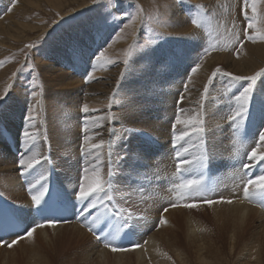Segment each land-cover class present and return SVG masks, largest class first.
<instances>
[{"label": "rangeland", "instance_id": "1", "mask_svg": "<svg viewBox=\"0 0 264 264\" xmlns=\"http://www.w3.org/2000/svg\"><path fill=\"white\" fill-rule=\"evenodd\" d=\"M81 1L82 0H80V2ZM175 1H176V4L178 5V8H177V10H175V9L172 10L174 13L172 20L174 21V19L176 18V14L180 12L182 15L186 16L185 22L187 24L189 23L190 24L189 26L192 27L193 25L190 23V19H191L192 15L197 11V9L193 7L194 4L192 3V0H183L182 3H177V0H175ZM195 1H198V0H195ZM201 1L202 0H199L198 2H195V4L197 6H203V8L205 10L204 15L207 17V19L210 17V19L212 21L215 20V19H212V16H211V14H213L212 11L218 9L221 5L223 7H225V1L227 3H229L228 6H226L227 10L230 7L231 1H232L234 6L236 5L234 7V10H233V20H232V22L235 21L236 27L233 28L232 30H235V31L240 33L241 39L244 41L243 48L240 49V48H238L237 45H235L233 43H225V45L227 46L226 51H221L218 49L215 51H212V53L210 55H208L202 61L201 67H200L199 71L196 73V76L192 75L191 83H188V81H187V77L189 75H191V73L189 72V70H190L189 68L192 65L191 62L185 63L184 59H182L175 65V67H174L175 70L173 68H172L173 70L172 69L168 70V74H169L168 76H170V82H171V77L175 76V75L178 76L179 73H180L181 79L180 78L177 79V83L174 81L171 82V83H176L177 87L179 86L178 89L172 88L170 85H168V82H166V81H165V85L161 88L163 91V92H161L162 94L163 93L167 94L166 92L169 93V90L171 89V92L174 95L173 99H174L175 104L174 103L173 104L175 106H172L173 108L171 107L170 111L166 110L164 107H161L163 105L162 100L159 101V99H158L155 103V104H157V105H155L156 107L153 106V108H152V111L154 110V112L156 113V116L153 114V112H151V114L149 116L150 119L153 117V119L155 121H157L158 123H160V122L165 123L166 122L167 125L168 124L170 125L169 132L168 133L166 132L165 136L163 134V136L159 137L156 134H154L148 128H146V129L145 128H143V129L135 128L132 124L134 119H131V121L129 123L130 128L127 127L128 125L126 123L122 122L124 119V116L126 114L122 117L120 116L122 114L121 112L125 108L121 106L122 103L120 104L119 108L117 107L119 105V102H120L118 94L121 92V90L124 89V86H126V85H128L130 87L127 92H132L136 87V81L134 79L131 82H127V78H128V75H129L131 68L128 66L126 67L123 63L124 59L126 58L125 53H124L123 57L121 55V58H119V57L116 58V57H114L113 54L110 53V49L114 45L119 44L121 41L126 42L127 45L125 47V52H127L130 47L133 49V54H132L131 58H129V64L128 65L131 64V61H133V59L135 57H138L139 54H142L144 52H151V51H154L155 49L159 50L162 47H164L166 49L168 48V51L172 50L168 45V41L179 42V41H176V39L179 38L177 36L182 35L179 33H173L176 36L171 35V34H170L171 36H169L168 32H170V31L167 30V28H170L173 25V23H169L167 15L165 17L164 14L167 12V8H169L171 10L172 1H168V0H126L125 6L113 7L115 0H100L99 3H96V4L91 3L90 5L82 8V9H79V10L74 9L77 7L76 5L72 6L71 8H73L74 11H72L67 16H63L64 18H61L62 15L57 12V10L52 6V4L49 2V0H16V7L11 12L6 11V9L10 6L11 0H0V14H1L0 20L1 21L6 19V17L13 12L14 13L23 12L25 8H27L30 12H34V10L41 9L44 12L43 14L35 16L31 20H25L24 23L26 25H33L36 20H39V21L43 22L41 25H48V27L46 28L47 29L46 33L37 42L29 43V44H34L35 47L28 48V47H26V45H29V44H22L21 43L19 45L17 44L14 48L9 49L8 51L0 50V58L5 57L3 60L0 61V62H2V63H0V71L2 69L6 68L7 66L11 65L12 63H14L15 67H17V73L14 74L12 77H15V75L18 78L20 77L19 79L21 80V82H20L21 84L19 85V87H20L21 91L22 92L24 91L25 93H27L25 90L27 89V86L29 84L31 76L36 75V77L38 78L37 79L38 82L41 83L45 89L44 93H45V91L50 92L53 96H55V98H57L59 101H61V104H60V111L61 112L73 111L76 113L77 116L73 120H74V124L77 123V125L79 124V127H80L78 137L76 135V138L79 140L80 143L82 142V131H81L82 124L81 123H82L84 114L82 111L80 112L81 114L79 117V122H80L79 123L78 122V110H79L80 106L85 104V102H84V100H80L78 98V96L75 94V93H77L78 88L77 89L71 88V87H68L67 85H65L64 84V78L65 77L67 78V76H69V74L71 76L73 75V77L77 76L76 75V68L80 70L81 76H84L87 71H92L89 73H94L93 67L95 69L97 62H95L93 60L95 62L94 63L92 60H90V58L93 57L94 54L98 53V51H100L101 49H106V55L111 61L115 60V61H113L112 64L108 63V65H109L108 73L116 70L118 72V76H117V80H116L117 86H115L116 88L111 93L112 96L109 97L107 107L105 104H102L98 101H93V102L87 103L89 106H91L92 109H99L98 112H92L91 114H88L90 117L93 118L89 124V128H90L89 134L91 135V134L99 131V130L95 131V129L93 130L94 126L92 127V125L95 123L98 125L97 122H99V120L96 117L101 115V117H100L101 121L105 120L103 123L105 125L106 124L107 125H106L105 130H104L105 132L104 131H100V132H104L105 135L103 133L101 136L97 135L96 138H98V140L93 141V142H99L100 139L101 140L104 139V141H105V139L108 138V139H106L105 142L110 141L112 144V160H113L114 165L116 162L117 154H121V155H124L125 153L128 154V159L125 161H120V166H117L115 169L116 171H118L120 173L119 175H117L116 181H115V194H116V200L118 203L122 204L125 207L130 208L136 214L137 217H141V219L138 220L139 223L145 217V216H143V214L141 212H139V210H140L139 207L144 206L146 204H144L142 202L141 198L138 196L139 195L138 193H140V195L143 197L145 194H142L139 191L142 188V185H139V187H136L132 184V181H133V179H136L138 177H143V175H145V174H149L150 170L148 169V167L153 168L154 166H156V167L160 168L159 162H160L162 156L163 155L165 156V154L162 153V151H161L160 153H158L159 155L157 157L154 153H152V155H147L146 160L143 163L132 161L131 154L134 153L138 149L144 148V142H143V139L141 137V134L146 133L151 137L153 136L159 140L162 139L161 140L162 142H166V141L170 140V134L169 133H172L171 126H172L173 116L180 109H183L184 113L186 114L187 113L186 107L191 101L189 99V103L185 104V100L188 101L189 95L187 93L188 91L187 92L184 91V85L187 83V88L188 89L191 88L190 85L194 84L195 77H199L202 75L201 72L203 71V67L206 63L209 62L210 58L215 57L217 54H220L219 60L217 62L213 63V67L215 68V70L217 68H219V69H221L222 72H229V73H232L233 75L246 76L245 75L246 73H242L241 71H245V69H247L249 67V63L247 61H245V60H247V59H245L246 58V52L249 51V46L247 44H255V43H252L251 41H247L244 39V29L246 27V24H245V21L243 19V16L240 14V0H203L202 2ZM161 2H165L166 4L162 7L160 4ZM133 5L139 6L142 9V12L140 13V18L136 24L138 27L137 29H139V30H138V32L135 33V26H136L135 25L134 28L125 29L123 33H120L119 29H120L121 25L125 22L126 18L120 17L119 13L122 11H125L126 8H128V9L132 8ZM102 8H107L106 14L109 16V24L111 27L110 26L106 27L103 30V32L101 33V35L97 36V34L95 32V23H96L97 17L100 15V10ZM183 10H184V12H183ZM50 11L55 13V17L50 22H47L48 18L46 16V14H49ZM257 12H258V16L261 20V24L264 25V4H259V3L257 4ZM113 14H116V16H117V18L115 20L112 19ZM249 15H251L250 5H249ZM224 22L225 21H223V23ZM232 22L230 23L229 28H231ZM207 23L208 22L206 21V24ZM206 26L201 28V29H197L194 26L193 27L195 29L199 30V33H201V32L204 33ZM208 26H210V25L208 24ZM216 26L217 25L214 21V23H213L214 30L217 27L219 30L220 25L217 27ZM222 29H224V28L222 27ZM64 33H68V34H67L66 38L62 39L63 41L68 42L70 40L69 43L71 45H73V44L79 43L78 40L81 38L80 41H82V43L84 45H86V47L91 49V51L85 56L86 59L88 58L87 63L89 65L87 63L85 65H81L80 63H78L76 61V63H75L76 67H74L73 63L68 62V61H70V59H69L65 63V65L63 67H61V68H63V70L58 72L59 75L54 76L50 80L43 82V79L40 77V75L37 73V70H36V66H35L36 62H37L36 59H37V57L38 58L41 57V54L43 53V51L45 50V48L47 47V44L49 42L54 40L55 37L61 36ZM133 33L135 34L134 36H132ZM251 34L256 35V33H254V32H252ZM189 36L190 35H188V34L183 36V38H185L183 40V45H184L185 40L188 39ZM35 38H36V36H32L30 38V40H33ZM101 39H103V41ZM127 41H128V43H127ZM204 42H205V38H204L202 43L200 42V45H196V44L192 45L193 47L196 46V48L198 49V51H197L198 53L196 55L197 58L195 60V63L197 62V60L199 59V57L203 53L202 51L204 50V48H202V47H203ZM210 42L211 41L208 42L209 43V44H207L208 46L211 45ZM90 43H92V44H90ZM257 43H259V42H257ZM260 43H264V42H260ZM108 44H111V47H108ZM219 44H220V42H219ZM224 54H227L226 58H225ZM162 58L163 57H161V59ZM227 60L233 61V64L231 67L227 66V64H226ZM181 63H184V64H181ZM49 64L55 65L57 67V69L59 68L57 63H55V62H51ZM33 66H35V70H36L35 73H33V71H32ZM157 66L159 67V64ZM220 66H223V67L220 68ZM83 67H86L87 71H83L82 70ZM74 68H75V70H73ZM120 68H121V70H119ZM180 70H182L183 73ZM215 70H213L210 74L206 75V77L203 80L204 82L202 81L203 84L201 83V85H200V86H202V85L203 86L202 87L199 86L200 88H198V90L201 89V96H202L204 87L206 85H208V80L212 76V73ZM262 70H264V68ZM130 73H132L133 75L135 74L134 70H131ZM186 73L187 74L190 73V74L187 75ZM121 74H123V79H121ZM157 74L159 77H162L161 72L158 71ZM185 75H187V76H185ZM149 78H151V76H149ZM79 79H81V80L84 79L83 81H84L85 86L90 85V83L85 79V77L79 78ZM262 79H263V77H261V79L257 81L258 86H260ZM91 82H94L93 79ZM25 84H27V85H25ZM229 84L233 85V88H232L233 92L231 94V95H233L235 92L238 91V86H236V82L230 81L229 78L218 74L213 79L212 84L209 86V93H208L207 100L203 102L204 108H205L204 112L206 113V127L208 129L207 133H209L210 129H212L211 124L209 123L208 116L213 114V113L207 112V111L213 110L212 104L217 103V106L214 105V106H216L215 111L218 110L220 115L217 114L216 115L217 118H215L214 114L211 115L213 117V119H215V120L217 119V124L213 125L214 130H213V133H209L211 135L209 137L211 138L212 141L215 140V143H217L221 149L224 148L226 130L229 131V127H230V125L226 123L227 119H226V122H224L225 117L228 115L227 110H229V107H230V105H228V101H229L230 96L227 93ZM23 86H24V88H22ZM74 90H75V92L73 93ZM37 91H39V89H37ZM210 92H213L214 94L210 93ZM113 93H117V96L115 98V102H113ZM74 94H75V97H74ZM44 95L45 94H43V102L45 99ZM83 96L85 97V95H83ZM181 96L184 97L183 103L178 102L180 100ZM201 96H199V98H197V99H201ZM24 97H25V99H27L26 104H28V97H26V96H24ZM146 97L149 98L150 97L149 94H147ZM162 97H163V95H162ZM214 100H216V101H214ZM2 101L3 100H0V104ZM121 102H122V99H121ZM110 103L112 105L111 109H109ZM197 107H198V103L193 104L191 106L192 109H196ZM26 108H27V105H26ZM159 111H161L160 112L161 115H160ZM47 112L48 113L50 112L49 118L50 117L52 118V116H50V114L53 113V109H51V108L49 109L43 103L42 107L38 109V113L42 114L44 118L38 117L37 127L39 129L40 136H41V145H40L41 154L42 155H50L51 161H50V163L49 162H42V164L38 165L37 169L33 170V171H34L35 175H39L40 173L46 174L49 177V183L55 182L56 186L59 187L58 179H61L63 181H67V179L70 178L69 173L75 174V177H77L79 175L80 169L82 167V155L80 154L81 153V151H80L81 150V144L79 146V154L80 155H77V148H75V150H73L71 152L72 156H69L67 151L65 150L67 157L64 158L63 154H62L64 152V150L61 149L60 147H57V145L55 143L56 142L55 138L53 136L52 137L50 136V132H49L48 128L51 125V123H50L51 118L49 119L48 117H46ZM169 112H171L170 113V115H172L171 117L167 116ZM163 113L167 114L164 118H162ZM157 114H158V116H157ZM159 115L161 116V118H158ZM111 116H115L116 119H114V120L109 119V117H111ZM125 119H127V118H125ZM218 122L221 123V124H219V126L220 125L225 126L226 130L224 127V129H220L219 132H216V130L218 129L216 127H219ZM178 128H179L178 131L182 130V126H180V127L178 126ZM43 129L47 130V134H48L47 136H48L49 142L51 144L50 150L47 148L46 144L42 140L43 136L45 135V131ZM127 129H131L132 132L131 133L127 132L126 131ZM92 131H93V133H92ZM19 132H21V129ZM222 133L224 136H221ZM70 134L71 133H69V135ZM167 134H169V135H167ZM166 135H167V137H166ZM121 137H126L127 143H125ZM67 144H68V142H67ZM18 148H20V147H18ZM54 150H56V152H54ZM102 151L104 153L103 159L105 160L103 173L105 175V178L107 179L108 178V176H107L108 172L110 170H113V169L110 168L108 163H107L108 151H109L108 147L106 146L105 149H103ZM12 154L17 159V155H15L14 153H12ZM2 156H4V152L1 150L0 151V157H2ZM152 157H153V159H152ZM15 165H16V169L18 172V183L20 182V187L22 189H24V191L26 192L27 191L26 189L28 188V180L26 177H23L19 174V169L17 168L16 161H15ZM142 165H143V167L141 168ZM137 166H138V170L140 171L141 174L138 175L135 172H133L132 175H129L128 173L131 172L132 169L134 167L136 168ZM10 169H11L10 165L8 167L2 168L3 172L0 171V179H7L9 177L8 173H10ZM64 173H67V175L64 176ZM35 175L34 176L30 175L27 177L29 180H32L35 178ZM118 178L120 180L123 179L121 181V183H123V181L125 180L122 189H120L121 186L119 185L120 183H118V180H119ZM56 186L52 185L53 188H56ZM49 187H51L50 184H49ZM6 192L10 193V190L7 187L3 186L2 194L4 195V197L2 195H0V205L12 204L15 206H24L26 208L33 209L34 206L29 203L31 201V196L28 192L25 193V196H18L15 200H9L8 196L6 195ZM134 193L135 194L137 193V195H135ZM236 201H238V202L241 201L242 205H243V203L247 204L241 198L235 199V202L233 204H235ZM153 202H154V204H153ZM153 202H152V204L151 203L150 204L153 205L154 209H155V207L157 208V209H155V214L157 215L158 212L162 213L163 207L161 206L162 208L160 209V205L158 204V202L157 201H153ZM155 204H157V206ZM223 205H229V204H223ZM215 206H219L220 208H222V204H216V205H213L212 207H208V206L203 205L202 207H200L198 209H181V208L173 209V210H183L181 214H177L176 216L173 215V217L171 218V223L169 225V228L171 231H173V233L171 234L170 232H167L163 236L157 237V241L163 240L171 248L173 246H175L173 248V251L170 250L171 254L169 256V261H172L173 264H185V263L186 264H264V219H261L258 216L253 215L248 220H246L242 225H236L233 228H231V225H230V223H232L231 217L229 215H227L226 213H225L226 214L225 216L223 213H215V211H214ZM158 209H159V211L157 212ZM101 211H103V209H101ZM226 212H227V210H226ZM220 214H223V215H220ZM16 215L21 218V220L18 222L22 223V225H28V224H32L34 222L32 214L30 215L27 212L17 213ZM22 217H23V219H26V221H24L22 219ZM67 224H69V223H67ZM70 224H73V225L78 226V227L80 226V227L84 228L85 230L87 229V227L83 226L81 222L72 221ZM58 225H56V226L60 227ZM163 226L164 225L160 226L157 230H155V227H157V225H153V229H152L150 234H152L155 230V233H154V235H155L156 232L159 231V229L162 230ZM192 226H197L198 229L197 230L191 229ZM199 226H200V228H199ZM38 229H41V228H38ZM21 230H22V228H21ZM191 231H197V236L193 237L191 234ZM86 232L88 233V230H86ZM48 233L51 234V231L49 230ZM150 234H149V230H148V233H142L141 239H140L141 243H144V241H145L144 236L150 235ZM0 236H2L4 239H10V237L12 235H7V231L5 230V233L3 232L2 235H0ZM35 236L36 235H33L34 238H35ZM231 236H235L234 241H231ZM169 237H172V239H173L172 243H167L169 240ZM92 238H94V237H92ZM33 239H31V241H33ZM11 240H13V239H11ZM140 241H139V243H140ZM247 244H249V248L251 249V252L246 251L243 254L242 258H247L249 256V260H248L249 262H247L246 260H240L239 259V254L243 250L244 246ZM0 247H2L5 251H7L6 253H4V252L0 253L2 258L5 259V261L0 259V264H44L45 262H46V264H48L46 259L42 256V253H35V254L33 253V254L28 255L29 251H23L24 249H23V247H21V241L19 242V244L15 245L12 248H9L7 246V244H5L4 242H3V246H0ZM174 249H177V252H180V254L182 255V257L180 258L179 261L176 260V257H175L176 251L174 252ZM64 252H65L64 246H60L56 250V253H59V254H62ZM132 252L138 254V252H136V250H134ZM84 257H85V254L81 256V260H80L79 264H82L85 261ZM93 257L94 256H92L90 259L86 260V261H90L89 263L87 262V264H96V263H93V261L96 262V261H98V259H96L94 257V260H93L92 259ZM163 258H166V257H163ZM49 259L51 261H53L52 256L51 257L49 256ZM152 259H155V256L154 255H148L146 257V259L143 260L144 264H154L152 262ZM6 260H7V263H6ZM111 263L113 264V262H111ZM128 264H140V263L137 259L131 258L130 261H128Z\"/></svg>", "mask_w": 264, "mask_h": 264}, {"label": "snow or ice", "instance_id": "2", "mask_svg": "<svg viewBox=\"0 0 264 264\" xmlns=\"http://www.w3.org/2000/svg\"><path fill=\"white\" fill-rule=\"evenodd\" d=\"M100 0H93V3H99ZM183 0H177V3H182ZM264 4V0H240V14L243 16L246 27L244 29V39L252 43L264 42V25L257 12V4ZM126 0H115L113 7L125 6ZM249 5L251 7V15H249ZM16 7V0H11L10 6L6 9L11 12ZM197 11L192 15L190 23L197 29L205 27L207 17L204 15L203 6H193ZM142 9L139 6L133 5L132 8H126L125 11L119 13L120 17L126 18L121 25L119 32L123 33L125 29L134 28L140 18ZM107 8L100 10V15L95 23V32L97 36L101 35L103 30L110 26L109 16L106 14ZM117 18L116 14L112 15V19ZM232 28L236 27L235 21L232 22ZM254 32L256 35H252ZM212 35L211 30L208 32ZM231 43L243 48L244 41L241 39L240 33L232 34ZM28 48L35 47L34 44L26 45ZM111 47V44H108ZM217 50V43L212 42L210 46L204 47L202 55L199 57L195 66L191 67V75L187 77L188 83H191L192 75H195L202 61ZM70 57L73 64L79 61L83 56V50L78 44H73L69 49ZM133 54V49L130 47L125 52L124 65L127 67L129 58ZM183 50L174 49L162 53V60L159 64L158 71L166 72L175 67V65L184 57ZM95 62L113 63L107 55L106 49H101L91 58ZM2 63V62H0ZM93 67V71H94ZM35 73V66L32 67ZM222 75L229 78L230 81L236 82L238 91L229 97V112L225 117L230 125V131L233 135V143L238 145L241 138L248 141V148L243 155L238 157V167L234 172V187L231 197H224L219 194V189L210 187L206 182V176L209 167L210 155L207 149L208 136L206 127V113L204 112V101L208 98L209 86L217 75ZM264 77V70L252 76L233 75L229 72H222L217 68L208 80V85L203 89L201 100L198 101V107L193 109L191 114L186 115L183 109H180L173 117L172 131V158L175 165L173 177L176 179L172 184V188L176 190L177 197L175 200L169 201L167 206L163 208L161 219L157 224V228L166 225L168 221L163 218V213H166L169 208H185L198 209L203 205L212 207L216 204H233L235 199L254 203L257 206L264 208V80H261L260 86L257 81ZM93 79L92 73L86 76V80L91 82ZM123 79V74H121ZM233 85L229 84L228 90L232 92ZM39 89V91H37ZM184 91L187 92V83L184 85ZM28 104L24 113L23 127L19 138L20 151L16 160L19 174L23 177L35 175L33 170L37 169L42 162L51 161L50 155L41 154V136L37 127L38 108L43 104L44 87L38 82L36 75H32L26 89ZM7 95V91L5 92ZM117 93H113V102ZM184 97L181 96L179 103H183ZM0 100H4V96H0ZM6 103V101H5ZM111 103L109 109H111ZM124 108H134V105L125 100L121 104ZM3 108V105H0ZM83 112L82 120V142L81 155L82 167L75 182H71V191L69 188L60 185L50 191L49 177L40 173L35 175V178L28 181L27 191L31 196L32 205L35 206V212L42 219L32 224L22 225L16 223L13 225L12 220L20 221L21 218L17 213L27 212L33 214V210L24 206H15L12 204L0 205V231L6 227L22 228L20 231L10 232V235H15V239L7 244L9 248L19 244L21 240L33 239V234L38 228L46 226L55 227L58 222L71 223L70 219L63 216L57 217L59 211L58 205H62L65 210L71 209L77 222H81L87 230L92 233L96 241L102 244L103 248L109 249L113 253L131 252L136 249L144 248L147 243L136 242L132 239L135 235L138 222L141 217L128 207L119 204L113 196L115 179L120 173L116 171V167L120 166V161L128 159V154H117L115 165L112 160V144L100 140L93 142L100 133H90L89 124L93 119L88 114L90 112H98L99 109H91L88 104H83L81 107ZM130 117V113H128ZM109 119H116L115 116ZM103 127V124H98ZM178 126H182V130L178 131ZM131 133V129H127ZM144 141V148L136 150L131 154V159L134 162L143 163L146 160L148 151L155 145L156 141L153 137L146 133L141 134ZM127 143L126 137H121ZM47 148L50 150L51 144L45 129V135L42 138ZM108 147L107 163L110 170L105 178L103 168L105 160L103 159V149ZM196 149V152L192 150ZM123 151V150H122ZM239 147L236 152L239 154ZM135 172L139 174L138 168H133L129 175ZM235 198V199H234ZM126 203V202H125ZM96 209V214H92V210ZM100 209H103L101 212ZM103 222V227L101 223ZM123 234L124 240L120 237ZM0 246H3V237L0 236Z\"/></svg>", "mask_w": 264, "mask_h": 264}, {"label": "bare ground", "instance_id": "3", "mask_svg": "<svg viewBox=\"0 0 264 264\" xmlns=\"http://www.w3.org/2000/svg\"><path fill=\"white\" fill-rule=\"evenodd\" d=\"M168 1H172V4H171L172 8H171V10L169 8H167V12L164 14V16L166 17V15H167L168 22L173 23V25L170 28H167V30L171 32V33L168 32L169 36L175 35L173 33L182 34L181 36H177L179 38L176 39V41H179V42L168 41V45L172 50L180 49V50L184 51L185 55L182 59H184L185 63H187V62L192 63V65L189 68L190 70H191V67L195 66V60L197 58L196 55L198 53L197 52L198 49L196 48V46L193 47L192 45L193 44L200 45V42L202 43L204 38H205V42H204L202 48L208 46L207 45V44H209L208 42L211 41L210 44L212 42L217 43V49L218 50L226 51L227 46L225 45V43H231L232 34L237 32L235 30H232L233 29L232 27L229 28L230 23L233 20V10H234V7L236 6V5L235 6L233 5L232 1H231L230 7L228 10L226 9V6H228L229 3H227L225 1V7H223L221 5L218 9L212 11L213 14H211V16H212V19H215V20L212 21L210 19V17L206 20L208 23L207 24L205 23L207 26L205 25L206 28L204 30V33L203 32L199 33V30L195 29L193 26L192 27L189 26L190 24L189 23L187 24L185 22L186 16L182 15L180 12H179L180 14L179 13L176 14V18L173 21L172 18L174 16V13L172 10L173 9L177 10L178 5L176 4L175 0H168ZM194 1L192 0V3L194 4V6H197L195 4V2H198L199 0L195 1V2ZM49 2L57 10V12L62 15L61 18H64L63 16L69 15L72 11H74V9L79 10V9H82V8L90 5L91 3L93 4V0H82L81 2H80V0H49ZM160 4L163 7L166 3L161 2ZM75 5L77 6L76 8H74V9L71 8L72 6H75ZM183 12H184V10H183ZM43 13L44 12L41 9L34 10V12H30L27 8H25L23 12H17V13L13 12L10 15H8L6 17V19H4L2 21L0 20V50L8 51L9 49L14 48L17 44L19 45L21 43L22 44H29L32 42L33 43L37 42L46 33V30H47L46 28L48 27V25H41L43 22L39 21V20H36L33 25H26L24 23V21L25 20H31L35 16H38V15L43 14ZM0 16H1V14H0ZM46 16L48 18L47 22H50L51 20L54 19L55 13L50 11L49 14H46ZM214 21H215L217 26L220 25L219 30H218L217 26H216L217 30L216 29L214 30V27H213ZM223 21H225V22L223 23ZM208 24L210 26H208ZM222 27L224 29H222ZM137 28L138 27L136 25L135 26V33L138 32V30H139ZM209 30H211V32H212L211 36H209V34H208ZM67 34L68 33H64L61 36L55 37L54 40H52L51 42H49L47 44V47L45 48V50L41 54V57L40 58L37 57V59H36L37 62H36L35 66H36L37 73L43 79V82L48 81L51 78H53L54 76L59 75L58 72L63 70V68H61V67H63L69 59H70V61H68V62L73 63V61L70 57V53H69V49L72 46L69 43L70 40L68 42L62 40L64 38H66ZM186 34H188L190 36L188 37V39L185 40L184 45H183V40L185 39V38H183V36ZM134 35L135 34L133 33L132 36H134ZM32 36H36V38L33 40H30V38ZM80 40H81V38L78 40L79 43H77V44L83 50V55H84L83 57L84 58L82 57L77 62L80 63L81 65H85L87 63V60H88V58L86 59L85 56L91 51V49L86 47V45H84L82 43V41H80ZM101 40L103 41V39H101ZM219 42H220V44H219ZM127 43H128V41H127ZM90 44H92V43H90ZM126 45H127L126 42L121 41L119 44L114 45L110 49V53L113 54L114 57H116V58L117 57L121 58V55L123 57V55L125 53ZM247 45L249 46V51L246 52V58L245 59H247V60H245V61H247L249 63V67L247 69H245V71H241V72L246 73L245 74L246 76H251V75H254V74L260 72L264 68V43L259 42V43L247 44ZM164 51L167 52L168 48L166 49V48L162 47L159 50L155 49L154 51H151V52H144L142 54H139L138 57H135L133 59V61H131V64L128 65V67L131 68L130 72H131V70H134L135 74L133 75L132 73L129 72L127 82H131L135 79L136 87L132 92H127L130 87L128 85L124 86V89L121 90V92L118 94L120 102H119V105L117 106L119 108L120 104L122 102H124L125 100L130 101L134 105V108H131V109L125 108L121 112L122 113L120 115L121 117L126 114L124 116V119L122 122L126 123L128 125L127 127H129L130 126L129 123H130L131 119H134L132 124L135 128H138V129L148 128L154 134H156L159 137L163 136V134L165 136V133L169 132L170 125L169 124L167 125L166 122L165 123L164 122L158 123L157 121H155L153 119V117L150 119L149 116H150L151 112H153V114L156 116V113L154 112V110L152 111V108H153V106L157 105L155 103L158 99H159V101L162 100L163 105L161 107H164L166 110L170 111V108L172 106H175L174 105L175 104L174 99H173L174 95L171 92V89L169 90V93L166 92L167 94H165V93L162 94L161 92H163V91L161 88L165 85V81H166V82H168V85H170L172 88L178 89L179 86L177 87L176 83H177V79L180 78V73L178 74V76L177 75L172 76L171 82L174 81L176 83H171L170 82V76H168L169 75L168 71L161 72L162 77L158 76V74H157L158 66L157 65L160 64V62L162 60L161 59L162 53H164ZM224 56L226 58L227 54H224ZM219 57H220V54H217L215 57L210 58L209 62L204 65L203 71L201 70L202 71L201 76L195 77L196 76V74H195L194 84L190 85L191 88H189L188 92H187L189 95L188 101L185 100V104L189 103V99L191 100L190 103L186 107V111H187L186 114L187 115L191 114V112L193 110L191 108V106L193 104H196L198 101L201 100V99H197V98H199V96H201V89L198 90V88L203 86V85L202 86H200V85H201L202 81L204 80V78L206 77V75L210 74L213 70H215V68L213 67V63L217 62L219 60ZM4 58L5 57L0 58V61L3 60ZM91 58H90V60H92ZM113 61H115V60H113ZM51 62L57 63L59 68L57 69V67L55 65L49 64ZM75 63H74V67H76ZM181 64H184V63H181ZM226 64H227V66L231 67L233 64V61L227 60ZM221 67H223V66H220V68ZM108 69H109L108 63H104V62L97 63V65L95 67L96 71L94 70V73H92L94 82H89L90 85L85 86L84 81H83L84 79L81 80L79 78L85 77V79H86V76L89 74V72H92V71H87L86 67H83L82 70L87 71V72L84 76H81L80 70L76 68V75L77 76L73 77V75L71 76L68 73L69 76H67V78L66 77L64 78V84L67 85L68 87H71V88H76V89L78 88V91L75 94L78 96V98L80 100H84V102L86 104L89 102L98 101L102 104H105L107 107L109 97L112 96L111 93L116 88L115 86H117L116 80H117V76H118V72L116 70L108 73ZM73 70H75V68ZM119 70H121V68ZM190 70H189V72L191 73ZM180 71H182V70H180ZM16 73H17V67H15L14 63H12L11 65L7 66L6 68H4L0 71V96H4V100L0 104V105H3V108H0V151L2 150L4 152V156L0 157V171L3 172L2 168L8 167L9 165L11 166L10 173H8L9 177L7 179H0V195H2L4 197V195L2 194V188H3V186L7 187L10 190V193L6 192V195L8 196L9 200H15L18 196H25V193L28 192V191L25 192L24 189H22L20 187V182L18 183V172H17L16 165H15V161L17 159L11 153L12 152L11 150L15 147H16L15 151L17 150L18 153L20 151V148H18V147H20L19 138H20L21 132H19V131L23 127L24 113H25L26 105H27L26 104L27 99H25V97H24V96L27 97V93H25L24 91L22 92L20 87H19V85L21 84L20 83L21 80L19 79L20 77L18 78V77H16V75H15V77H12ZM182 73H183V71H182ZM190 73H188V74H190ZM187 75H185V76H187ZM149 76H151V78H149ZM262 80H264V77ZM25 85H27V84H25ZM22 88H24V86ZM75 90L73 91V93L75 92ZM6 91H7V95H5ZM228 93L230 94L231 92H229V90H228ZM44 94H45L44 95L45 99H44L43 103L49 109L50 108L53 109V113L50 114V116H52V118L50 117L51 118V122H50L51 125L48 128L49 132H50V136L51 137L53 136L55 138V140H56L55 143H56L57 147H60L61 149L64 150V152L62 153L64 158L67 157L66 151H67L69 156H72L71 152L73 150H75V148H77V155H80L81 153L79 154V146L81 143L76 138V135H77V137L79 135V128L80 127H79V124L78 125H77V123L74 124V120H73L77 116L76 113L73 111L61 112L60 111L61 101H59L57 98H55V96H53L50 92L45 91ZM75 94H74V97H75ZM147 94H149V96H150L149 98L146 97ZM83 95H85V97ZM162 95H163V97H162ZM121 99H122V102H121ZM5 101H6V103H5ZM214 101H216V100H214ZM212 105H213V107H212L213 110L207 111V112L213 113L215 118H217L216 115L219 114L218 110L215 111L217 103L212 104ZM214 105H216V106H214ZM228 105H229V103H228ZM81 107L82 106H80L79 110H78V122H79V117L81 114L80 113ZM89 107L91 108V106H89ZM160 112L161 111H159V113ZM49 113L48 112L46 113V117H48V118H49ZM91 113L92 112H90L89 114H91ZM128 113L131 114L130 117H129ZM170 113L171 112H169L168 115L166 113H163L162 118H164L166 115L168 117L169 116L171 117L172 115H170ZM213 114H211V115H213ZM160 115H161V113H160ZM160 115L158 118H161ZM211 115H209L208 118H209V123L211 124V128H212V129H210V132L213 133V130H214L213 125L217 124V119L216 120L213 119V117ZM157 116H158V114H157ZM38 117L44 118L43 115L40 113H39ZM100 117H101V115L96 117L99 120V122H97V123L103 124V127H99L96 123L92 125V127L94 126L93 130L94 129H95V131L99 130L98 132H96V133H100L99 136H101L102 133L104 134V132H105L104 130H105V127L107 125V124L105 125L103 123L105 120L101 121ZM125 118H127V119H125ZM224 122H226V119L224 120ZM219 124H221V123L218 122V126H219ZM223 127H225V126H223ZM216 128H218V127H216ZM225 129H226V127H225ZM43 130L45 131V129H43ZM100 131H104V132H100ZM69 133H71V134L69 135ZM92 133H93V131H92ZM169 134H167V135H169ZM167 135H166V137H167ZM221 136H224L223 133ZM106 139H108V138H106ZM106 139H105V141H106ZM97 140H98V138H96L94 141H97ZM67 142H68V144H67ZM54 152H56V150H54ZM17 158H18V155H17ZM69 174H70V176H69L70 178L67 179V181H63L61 179H58V184H59V186L63 185L64 187L69 188V190L71 191V189H70L71 188V182H75L77 177H75V174H71V173H69ZM66 175H67V173H64V176H66ZM122 180H120V179L118 180V183H120L119 185L121 186L120 189H122L123 184L125 182V180H124L123 183H121ZM137 193L136 194L134 193V194L137 195ZM138 194H140V193H138ZM29 203L32 204V201H30ZM151 204L148 203L144 206L139 207L140 208L139 212H141L143 214V216H145L144 219L140 223L137 222L136 220H134V223H138V225L142 226V229L144 230L143 233H148V230H149V234H150L152 229H153V225H157V223L159 222V220L161 218V212H158L159 209L157 210L158 214L156 215L155 209H157V208L155 207V209H154L153 205H151ZM153 204H154V202H153ZM155 205L157 206V204H155ZM161 208L162 207H160V209ZM226 210H227V212H226ZM100 211H101V209H100ZM182 211L183 210L171 209L163 215V218L168 221V224L164 225L162 227V230L159 229V231L156 232L155 235H154V233H155V230H154V232L152 234L144 236V240L147 243L144 245V248L136 249V252H138L139 255L132 252V251L131 252H122V253H113L109 249L103 248L102 244H100L98 241H96V239L92 238L86 232V230L84 228H82L80 226L79 227L75 226V225L70 224V223L66 224L65 222H62V223L60 222L58 225L60 227L46 226L44 228L36 230V232L33 234V235H36L35 238L33 239V241H31V239L21 240V247H23V249H24L23 251H29L28 255L33 254V253L34 254L35 253H42V256L46 259L48 264H79L80 260H81V256L84 254H85V257H84L85 261L82 264H84V263L87 264V262L89 263L90 261H86V260L90 259L92 256H94L96 259H98V261H96V262L93 261V263H96V264H112L111 262H113V264H128V261H130L131 258L137 259L140 264H144L143 260H145L148 255H154L155 256V259H152V262L154 264H173L172 261H169V256L171 254L170 250L173 251V248L175 246H173L171 248L168 244H166L165 241H163V240L157 241V237L163 236L167 232H170L171 234L173 233V231H171L169 228V225L171 223V218L173 217V215L176 216L177 214H181ZM214 211H215V213H223L224 216L226 214L229 215L231 217V222H232V223H230L231 228H233L236 225H242L246 220H248L253 215L258 216L261 219H264V213L262 211H260L259 209L255 208V207L249 206L248 204L243 203V205H242L241 201H239V202L236 201V203L232 204V205H223L222 204V208H220L219 206H215ZM223 214H220V215H223ZM22 219H23V217H22ZM23 220L26 221V219H23ZM199 228H200V226H199ZM191 229L197 230L198 228H197V226H192ZM49 230L51 231V234L48 233ZM3 232L5 233V230L0 231V235H2ZM191 234L193 237H195V236H197V231H191ZM14 238L15 237H10V239H14ZM140 239H141V236L138 238L137 242H139ZM234 240H235V236H231V241H234ZM172 242H173L172 237H169V240L167 243H172ZM140 243H141V241H140ZM60 246H64L65 252L62 254L56 253L57 248ZM246 251L251 252V249L249 248V244L244 246L243 250L239 254V259L240 260H246L247 262H249L248 261L249 256L247 258H242L243 254ZM1 252L6 253L7 251H5L2 247H0V253ZM174 252L176 253V255H175L176 260L179 261L180 258L182 257V255L180 254V252H177V249H174ZM49 256L50 257L52 256L53 261H51L49 259ZM94 257L92 258L93 260H94ZM163 257H166V258H163ZM0 259L5 261V259L2 258L1 255H0ZM6 263H7V260H6ZM44 264H46V262Z\"/></svg>", "mask_w": 264, "mask_h": 264}]
</instances>
